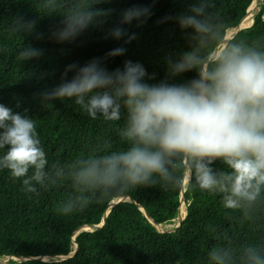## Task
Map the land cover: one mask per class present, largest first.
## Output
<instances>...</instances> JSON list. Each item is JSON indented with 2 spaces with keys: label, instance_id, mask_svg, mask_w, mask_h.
<instances>
[{
  "label": "trees",
  "instance_id": "obj_1",
  "mask_svg": "<svg viewBox=\"0 0 264 264\" xmlns=\"http://www.w3.org/2000/svg\"><path fill=\"white\" fill-rule=\"evenodd\" d=\"M253 1L210 0L209 11L225 34L245 15L243 19L248 17ZM194 3L195 0H111L97 5L112 10L102 26H90L74 41L58 43L50 35L60 26L62 15L42 16L38 12L43 11L41 0H0V103L33 118L48 160L46 171L91 154L126 150L129 145L119 135L126 118L123 110L119 121H106L99 114L93 119L73 100L45 101L41 94L62 82L67 65L83 66L93 58L103 59L108 71L123 69L126 60L139 62L149 74H155V79L145 77V81L159 82L167 74L166 59H176L188 49V35L193 30L181 29L175 18L191 14L189 9ZM133 6L150 7L152 12L139 27L136 21L123 26L137 38L125 44L126 37L116 40L108 36L119 23L122 10ZM21 17L37 21L34 31L13 30V22ZM166 17L172 19L165 20ZM235 36L248 41L264 40V0L252 24ZM28 46L43 49L44 55L19 60V52ZM117 47L126 48L125 54L106 57ZM73 75L68 72L65 79ZM195 76L193 70L168 82L183 83ZM5 151L0 149V155ZM213 167L225 169L219 161ZM33 183L37 192H26L22 179H13L9 170L0 169V256L21 258L0 264H210L208 253L214 246L231 247L239 253L254 245L264 251V193L248 218L242 211L224 208L221 194L201 191L194 179L185 190L182 183L98 192L85 207L61 214L59 207L74 194L70 181L47 188ZM121 196L133 200L118 201L109 207ZM182 196L188 203L187 214L176 230H157L139 207L155 222L171 223L178 215ZM107 210L101 228L75 235L81 226L99 224ZM75 242L77 251L60 260V255L73 250ZM43 256L49 260L40 258Z\"/></svg>",
  "mask_w": 264,
  "mask_h": 264
},
{
  "label": "clouds",
  "instance_id": "obj_2",
  "mask_svg": "<svg viewBox=\"0 0 264 264\" xmlns=\"http://www.w3.org/2000/svg\"><path fill=\"white\" fill-rule=\"evenodd\" d=\"M110 2L41 0L43 11L38 12L62 15L50 38L72 42L90 26L106 22L112 10L97 5ZM210 6V0H195L191 14L175 18L181 29L193 31L188 49L176 59H166L167 74L159 82L147 83L145 77L155 79V74L139 62L126 60L123 69L108 71L103 59L93 58L83 66L67 65L62 82L41 94L45 101L73 100L93 119L99 114L106 121H119L123 110L126 118L119 135L129 145L126 150L91 154L46 171L48 160L33 118L0 103V149H6L0 155V169L22 179L24 191L30 193L37 192L33 182L47 188L70 181L74 194L59 207L61 214L85 207L98 192L176 186L186 174L201 191L221 194L224 208L250 217L264 193V40L226 37L222 26L214 23ZM151 15L150 7L123 9L107 35L116 40L126 37L124 43H130L137 34L123 26L136 21L139 27ZM36 24L17 18L13 30L31 33ZM125 52L117 47L106 57ZM43 55V49L28 46L17 58L28 61ZM193 70L196 76L190 80L168 82ZM68 72H74L70 80L65 79ZM217 161L224 170L213 167ZM208 258L210 264H264V251L254 245L239 253L214 246Z\"/></svg>",
  "mask_w": 264,
  "mask_h": 264
},
{
  "label": "water",
  "instance_id": "obj_3",
  "mask_svg": "<svg viewBox=\"0 0 264 264\" xmlns=\"http://www.w3.org/2000/svg\"><path fill=\"white\" fill-rule=\"evenodd\" d=\"M256 1L261 2V3L263 2V0H256ZM253 2H254V1H253ZM253 2L251 3V5H253ZM251 5H250V6H251ZM250 6H249V7H250ZM249 7H248V8H249ZM247 12H248V9H247ZM246 14H247V13H246ZM245 16H246V15H245ZM245 16H244V17H245ZM244 17H243V18H244ZM243 18H242V20L240 21V23H239L237 26H234V27H232V28H230V29H228V30L226 31V33H225V36H226V37H232V36H235V35H236L241 29L247 27V26H242V25H241V22L243 21ZM185 175H186V174H185ZM188 182H189V180H188V178L185 176L184 181H183V183H184L183 189H184V190L186 189V186H187ZM184 190H183V191H184ZM122 200H130V201H132L133 199H132L131 197H129V196H121V197H118V198L114 199V200L112 201V203L109 205V207L112 206L114 203H116V202H118V201H122ZM181 202H182V205H181V207H180V209H179V211H178V215H177V217L175 218V219H177L178 223H177V225H176L175 227H171V228H162V227H160L159 225H161L162 223L155 222V221L151 218V216L149 215V213H148L146 210H144L140 205H139V207H140L141 210L144 212V214L150 219V221L155 225V227H156L157 230H159V231H172V230H176V229L179 227V225L181 224L182 220L185 218V216H186V214H187L188 203L185 201V198H184L183 196H182ZM184 208L186 209V211H185V214L182 215V210H183ZM108 212H109V210L106 211V213H105L104 216H103L102 221H101L99 224H91V225L81 226V227L76 231L75 235L78 234L80 231H84V230H91V231H93V230H96V229L101 228V226L104 224V222H105V220H106V217H107ZM86 227H88V228H86ZM89 227H90V228H89ZM77 248H78V245H77V243L75 242V249H74L72 252H70L69 254H67V255H60V260L63 259V258H66V257H70V256H72V255L77 251ZM10 258H14V257H11V256L6 257V259H10ZM25 258H27V257H25ZM40 258L45 259L44 257H40ZM56 259H57V258H56Z\"/></svg>",
  "mask_w": 264,
  "mask_h": 264
},
{
  "label": "bare ground",
  "instance_id": "obj_4",
  "mask_svg": "<svg viewBox=\"0 0 264 264\" xmlns=\"http://www.w3.org/2000/svg\"><path fill=\"white\" fill-rule=\"evenodd\" d=\"M258 3H260V2H258V1L255 0L253 2V5L250 6L249 15H248L249 18L248 19L247 18L246 19H243V21L241 22V25L242 26H249V25L252 24V22H253V16H254V14H255L258 6H259ZM185 211H186V209L184 208L182 210V215L185 214ZM177 223H178L177 219H174V221H172L171 223H162L159 226L162 227V228H171V227H174Z\"/></svg>",
  "mask_w": 264,
  "mask_h": 264
},
{
  "label": "rangeland",
  "instance_id": "obj_5",
  "mask_svg": "<svg viewBox=\"0 0 264 264\" xmlns=\"http://www.w3.org/2000/svg\"><path fill=\"white\" fill-rule=\"evenodd\" d=\"M254 1H255V0H254ZM258 4H259V6H258V8H257V10H256V12H255V14L259 11L261 2L258 3ZM248 18H249V17H247V19H248ZM185 176L187 177V175H185ZM0 261H3L2 263L7 262L6 257H4V256H0Z\"/></svg>",
  "mask_w": 264,
  "mask_h": 264
}]
</instances>
